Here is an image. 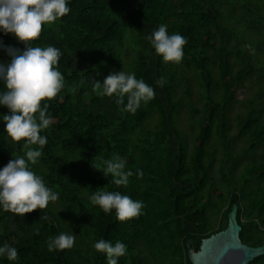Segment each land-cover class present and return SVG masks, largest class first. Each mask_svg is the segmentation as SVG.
<instances>
[{
	"label": "trees",
	"instance_id": "1",
	"mask_svg": "<svg viewBox=\"0 0 264 264\" xmlns=\"http://www.w3.org/2000/svg\"><path fill=\"white\" fill-rule=\"evenodd\" d=\"M68 7L69 14L45 25L30 45L62 53L58 70L65 88L42 101L53 122L41 132L47 138L42 156L30 164L59 199L23 217L0 208V246L18 250L16 261L0 257V264H107L92 247L100 239L127 246L118 264H193L190 247L199 250L204 238L225 229L235 203L243 242L262 245L264 0H68ZM161 24L187 40L179 64L165 63L145 39ZM0 41L25 47L2 31ZM10 60L0 48V63ZM124 69L155 90L135 114L121 111L115 96L92 91L93 79L102 82ZM160 77L162 87L156 84ZM245 81L253 94L234 122L231 109ZM8 114L0 106V169L25 155L23 141L4 132L2 115ZM153 117L157 123L149 127ZM238 153L249 157L241 170ZM115 155L133 172L127 186L95 169ZM97 190L142 201L143 214L118 221L114 210L105 214L90 203ZM62 232L75 234L73 248L48 251L49 238ZM251 264H264V255Z\"/></svg>",
	"mask_w": 264,
	"mask_h": 264
},
{
	"label": "clouds",
	"instance_id": "2",
	"mask_svg": "<svg viewBox=\"0 0 264 264\" xmlns=\"http://www.w3.org/2000/svg\"><path fill=\"white\" fill-rule=\"evenodd\" d=\"M70 11L68 0H0V31L6 35L12 34L25 45L21 50L4 46L0 41V48L11 57L8 63H0V81L5 88L0 92V106L10 113L2 115L4 132L13 142L23 141L25 150L24 156L10 159L0 169V208L21 217L37 209H46L50 202L59 199V193L47 187L44 179L31 170L30 164H37L42 156L47 138L41 132L53 122L48 114V105L42 106V101L52 100L65 88V78L58 70L62 53L54 46L30 45L40 37L45 25L51 26ZM145 39L165 63L179 64L182 61L187 40L179 33L169 35L166 25L161 24ZM165 82L163 77L156 80L161 87ZM92 85L96 95L115 96V103L122 106L121 111L132 114L142 103L147 104L155 98L153 87L143 79H137L134 73L123 70L110 72L102 82L93 79ZM70 91L74 92L75 89ZM102 164L104 167L95 169L103 172L105 177L111 175L112 183L118 187L128 185L133 172L125 171L126 161L123 158L115 155L111 159H102ZM142 177L143 172L137 170V178ZM89 200L105 214L114 210L120 222L138 218L145 207L142 201L122 195L119 191L97 190ZM40 219L49 218L43 216ZM75 240V234L62 232L49 238L47 249L50 252L71 249ZM92 247L106 255L107 264H118V259L127 254V246L120 241L113 244L100 239ZM0 257L16 261L18 250L4 244L0 246Z\"/></svg>",
	"mask_w": 264,
	"mask_h": 264
},
{
	"label": "water",
	"instance_id": "3",
	"mask_svg": "<svg viewBox=\"0 0 264 264\" xmlns=\"http://www.w3.org/2000/svg\"><path fill=\"white\" fill-rule=\"evenodd\" d=\"M239 207L235 203L228 213V225L202 240L199 250L189 249L193 264H251L264 255V243L251 246L243 242L242 226L238 220Z\"/></svg>",
	"mask_w": 264,
	"mask_h": 264
},
{
	"label": "rangeland",
	"instance_id": "4",
	"mask_svg": "<svg viewBox=\"0 0 264 264\" xmlns=\"http://www.w3.org/2000/svg\"><path fill=\"white\" fill-rule=\"evenodd\" d=\"M261 57L264 58V48H263V51L261 53ZM124 71L126 72V69H124ZM194 90H195L196 98L199 101V98H198L199 88H198L197 85L194 86ZM252 94H253V88H252L251 82L250 81H245L244 85L238 91L239 100L236 101V103L233 105V107L231 109V117H232V120L234 122H236L237 113L245 110L244 100L249 98ZM181 117H182L181 118L182 121H184L183 122V126L185 127V129L187 131H190V128L188 126V120H187L188 115H187V113L185 111H183L182 114H181ZM156 123H157V118L153 117L152 121H150L148 126L149 127H153V126H155ZM190 139H191V137H190ZM214 141L216 142L217 140L215 139ZM190 143L192 144V140L190 141ZM241 145H242V142L240 141L239 142V146H241ZM248 160H249L248 156L239 155V153H238V156H237V159H236V163H237V167H238L237 169L241 170L243 168L242 167L243 165H241V163L245 164ZM216 173H217V171L215 172V174Z\"/></svg>",
	"mask_w": 264,
	"mask_h": 264
}]
</instances>
